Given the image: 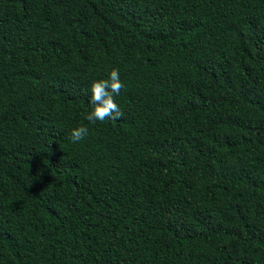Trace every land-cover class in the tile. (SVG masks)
I'll return each mask as SVG.
<instances>
[{
  "label": "trees",
  "instance_id": "trees-1",
  "mask_svg": "<svg viewBox=\"0 0 264 264\" xmlns=\"http://www.w3.org/2000/svg\"><path fill=\"white\" fill-rule=\"evenodd\" d=\"M0 264H264V0H0Z\"/></svg>",
  "mask_w": 264,
  "mask_h": 264
},
{
  "label": "clouds",
  "instance_id": "clouds-1",
  "mask_svg": "<svg viewBox=\"0 0 264 264\" xmlns=\"http://www.w3.org/2000/svg\"><path fill=\"white\" fill-rule=\"evenodd\" d=\"M124 87L116 69L111 70L107 79L94 81L90 87V103L94 107L84 118L92 124L121 118L122 113L115 97L119 96ZM88 131V128L83 125L74 128L71 132V140L80 142L88 135Z\"/></svg>",
  "mask_w": 264,
  "mask_h": 264
}]
</instances>
